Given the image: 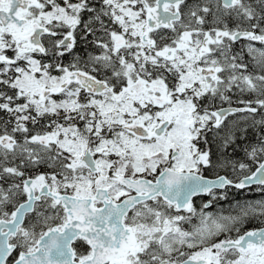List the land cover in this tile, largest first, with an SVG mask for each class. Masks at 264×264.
Segmentation results:
<instances>
[{
    "label": "snow or ice",
    "instance_id": "snow-or-ice-1",
    "mask_svg": "<svg viewBox=\"0 0 264 264\" xmlns=\"http://www.w3.org/2000/svg\"><path fill=\"white\" fill-rule=\"evenodd\" d=\"M0 264H264V0H0Z\"/></svg>",
    "mask_w": 264,
    "mask_h": 264
},
{
    "label": "flooded vegetation",
    "instance_id": "flooded-vegetation-1",
    "mask_svg": "<svg viewBox=\"0 0 264 264\" xmlns=\"http://www.w3.org/2000/svg\"><path fill=\"white\" fill-rule=\"evenodd\" d=\"M250 198V199H258L260 197L259 193L256 192H246V193H238L235 189H230L228 193V198L226 200H221L218 205H214L212 208L208 209L209 211H216L218 208H224L227 209L229 207V204L232 202L233 198L235 199H241V198ZM206 200L207 198H203ZM203 202L202 199L197 198L195 200L196 205L199 207V205ZM251 227V225H249Z\"/></svg>",
    "mask_w": 264,
    "mask_h": 264
}]
</instances>
